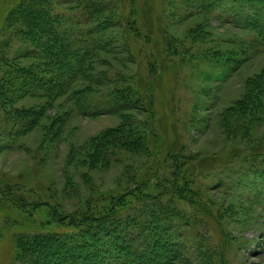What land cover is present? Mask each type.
I'll return each instance as SVG.
<instances>
[{"label": "rangeland", "instance_id": "obj_1", "mask_svg": "<svg viewBox=\"0 0 264 264\" xmlns=\"http://www.w3.org/2000/svg\"><path fill=\"white\" fill-rule=\"evenodd\" d=\"M19 1L0 0V264H16L14 242L23 235L58 230L70 213L106 212L139 184V195L192 217L183 233L188 249L202 254L195 264H216L220 255L226 264H264L257 157L264 154V45L257 35L218 12L191 10L192 1L46 0L61 23L58 39L77 47L82 35L78 46L90 53L58 96L26 95L11 81L6 88L7 65L36 66L24 26L13 23ZM92 1L105 8L86 21ZM92 24L103 27L100 44L87 39ZM116 92L135 98L133 109L109 112ZM85 101L92 116L78 109ZM7 197L36 205L14 206L1 200Z\"/></svg>", "mask_w": 264, "mask_h": 264}, {"label": "trees", "instance_id": "obj_2", "mask_svg": "<svg viewBox=\"0 0 264 264\" xmlns=\"http://www.w3.org/2000/svg\"><path fill=\"white\" fill-rule=\"evenodd\" d=\"M192 1L191 10L199 8L202 12H218L217 17H223L235 27L255 33L264 45V0H183ZM46 0H20L15 3L10 11L14 13L13 23L18 21L24 26V35L30 39L31 53L35 57L36 66L21 68L13 64L7 65L10 74L6 87L18 84L23 94L43 90L50 97L60 94L84 70L88 60L89 48H82V35L77 36L76 46L58 39L57 33L60 22L56 15L48 10ZM98 4L95 12L91 8ZM193 4L195 6H193ZM105 4L92 1L84 6L86 21L93 19L97 14H103ZM229 17H226V16ZM10 17V14H9ZM17 20V21H15ZM103 27L92 24L88 27L87 39L92 43L100 44L104 37L100 35ZM42 38V39H40ZM48 39H51L49 41ZM51 52V53H48ZM75 54V55H74ZM72 66V72L61 74V69ZM44 68V69H42ZM154 69L151 72L154 73ZM26 84V85H25ZM28 84V85H27ZM83 91H76L82 93ZM33 94V93H31ZM146 96V95H145ZM107 99L109 112H123L133 109L137 103L129 95L112 93ZM80 100V99H79ZM80 103V101H79ZM146 104L149 105V102ZM146 105L144 109L149 111ZM91 103L85 101L79 104V111L83 115L92 116L94 109H89ZM107 110V108H106ZM152 115L153 112L150 111ZM34 121V117H32ZM151 126V123H150ZM21 132V127L15 131ZM115 135L113 133V141ZM109 136H104L102 142ZM135 143H139L135 142ZM135 144L129 141L118 140V147L134 149ZM138 146V145H136ZM257 157L261 160L262 175L264 179V154ZM254 174V173H253ZM257 178V173L254 175ZM156 179L152 183H155ZM140 186L119 195L113 200L110 209L100 214L82 215L70 213L67 225L51 232H41L21 235L14 242L16 264H195L202 254L192 249L189 250V241L185 239L183 231L190 226V216L184 211L173 206L170 201L164 202L156 197L140 194ZM264 190V188L261 186ZM134 199V204L125 207L126 197ZM14 206L29 208L35 203L17 199L3 198ZM189 200V199H188ZM264 205V203H263ZM64 218H59L63 220ZM219 227V225H218ZM219 231L223 232L222 227ZM203 251V249H202ZM216 264H226L220 255Z\"/></svg>", "mask_w": 264, "mask_h": 264}]
</instances>
